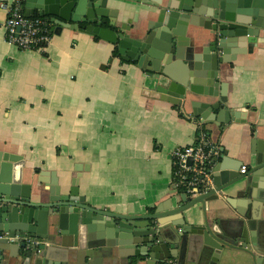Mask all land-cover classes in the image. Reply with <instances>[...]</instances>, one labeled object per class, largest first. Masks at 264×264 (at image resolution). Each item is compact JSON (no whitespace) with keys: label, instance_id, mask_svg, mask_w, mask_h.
I'll return each instance as SVG.
<instances>
[{"label":"crops","instance_id":"crops-1","mask_svg":"<svg viewBox=\"0 0 264 264\" xmlns=\"http://www.w3.org/2000/svg\"><path fill=\"white\" fill-rule=\"evenodd\" d=\"M19 1L23 8L25 0ZM164 2L107 0V6L117 12L116 26L131 19L128 33H133L135 28L145 30L154 18L146 8ZM4 18L0 8V156L20 157V179L32 193L40 186L36 177L48 180L51 172L68 188L79 167L78 193L92 207L128 215L165 214L170 204L185 203L182 191L172 184L171 151L193 143L202 127L239 173L242 166L254 164L251 139H264V29L257 38L225 37L231 59L219 63L218 78L224 84L225 105L240 114L238 121L217 126L190 114L188 99L182 105L162 99L156 80L136 62L113 54V43L67 27L55 33L51 24L52 35L43 49L19 48L5 41ZM258 178L263 180L264 174ZM221 195L234 204L233 194L224 190ZM238 210L244 213L245 208ZM193 211L186 209L184 217L198 222ZM207 216L231 227L240 215L224 202ZM160 219L176 222L181 215ZM43 242L51 247L52 258L66 259L72 253L65 239L64 245ZM249 251L226 249L216 261L210 263L208 255L200 264H258Z\"/></svg>","mask_w":264,"mask_h":264},{"label":"water","instance_id":"water-1","mask_svg":"<svg viewBox=\"0 0 264 264\" xmlns=\"http://www.w3.org/2000/svg\"><path fill=\"white\" fill-rule=\"evenodd\" d=\"M34 9L48 17L55 33L67 27L113 43L122 59L136 62L156 80L162 99L177 105L188 99L189 113L200 121L221 126L239 120V111L225 105L218 66L231 59L226 36L257 38L264 29V0H165L146 8L154 18L145 30L135 28L133 33H128L131 19L116 26L117 12L107 0H25L24 14L29 16ZM251 148L254 164L243 173L230 166L221 150L206 167L212 185L193 196L181 192L185 203L170 204L165 214L148 215L89 205L78 193L79 167L68 188L63 189L51 172L48 180L36 177L40 186L32 193L30 185L21 182L20 157L4 153L0 156V264H200L208 255L212 263L233 248L252 249L256 262L264 264V179L258 178L264 174V139L253 137ZM224 190L234 195V204L221 195ZM224 202L240 215L231 227L207 216ZM191 207L198 222L184 217L183 211ZM238 207L245 208L244 213ZM178 213L181 220L176 222L160 219ZM43 240L65 243L72 253L66 259L52 258V249Z\"/></svg>","mask_w":264,"mask_h":264},{"label":"built area","instance_id":"built-area-1","mask_svg":"<svg viewBox=\"0 0 264 264\" xmlns=\"http://www.w3.org/2000/svg\"><path fill=\"white\" fill-rule=\"evenodd\" d=\"M0 8L5 12L3 30L8 44L38 50L45 47L52 35V23L48 19L39 14L26 16L19 0L1 1ZM218 152L202 130L193 143L174 147L171 151L174 188L190 196L203 191L211 184L207 164ZM245 169L242 166L240 171L244 172Z\"/></svg>","mask_w":264,"mask_h":264},{"label":"trees","instance_id":"trees-1","mask_svg":"<svg viewBox=\"0 0 264 264\" xmlns=\"http://www.w3.org/2000/svg\"><path fill=\"white\" fill-rule=\"evenodd\" d=\"M113 54H118L116 47L114 48ZM201 129L204 130V127H202ZM196 132H198V130Z\"/></svg>","mask_w":264,"mask_h":264}]
</instances>
